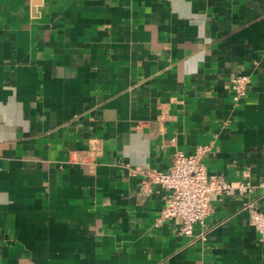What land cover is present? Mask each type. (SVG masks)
<instances>
[{
    "label": "crops",
    "instance_id": "obj_1",
    "mask_svg": "<svg viewBox=\"0 0 264 264\" xmlns=\"http://www.w3.org/2000/svg\"><path fill=\"white\" fill-rule=\"evenodd\" d=\"M198 146L256 189L155 227L135 171ZM261 183L264 0H0V264H264Z\"/></svg>",
    "mask_w": 264,
    "mask_h": 264
},
{
    "label": "built area",
    "instance_id": "obj_2",
    "mask_svg": "<svg viewBox=\"0 0 264 264\" xmlns=\"http://www.w3.org/2000/svg\"><path fill=\"white\" fill-rule=\"evenodd\" d=\"M248 83L249 78L245 75L237 74L230 78V89L235 101L245 96ZM208 150V146H198L190 154L176 152L166 172L150 168L135 171L140 177V195L148 196L156 185L166 191L155 227L174 220L181 234L192 237L194 227L211 213L213 199L227 196L233 191L245 195L254 192L256 188L249 182H225L216 175L208 174L202 162ZM258 187L262 190L259 198L264 197V183ZM242 209L249 212L250 222L259 234V241L264 243V209L256 208L254 201L245 203ZM198 237L204 238L203 234Z\"/></svg>",
    "mask_w": 264,
    "mask_h": 264
}]
</instances>
